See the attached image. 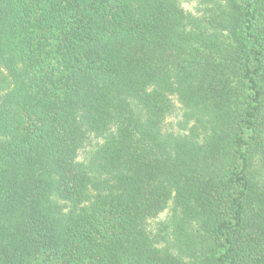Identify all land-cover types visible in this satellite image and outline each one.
Masks as SVG:
<instances>
[{
  "label": "trees",
  "instance_id": "trees-1",
  "mask_svg": "<svg viewBox=\"0 0 264 264\" xmlns=\"http://www.w3.org/2000/svg\"><path fill=\"white\" fill-rule=\"evenodd\" d=\"M183 1L0 0V264H264V0Z\"/></svg>",
  "mask_w": 264,
  "mask_h": 264
},
{
  "label": "rangeland",
  "instance_id": "rangeland-1",
  "mask_svg": "<svg viewBox=\"0 0 264 264\" xmlns=\"http://www.w3.org/2000/svg\"><path fill=\"white\" fill-rule=\"evenodd\" d=\"M195 1L194 0H185L183 1V4L185 5V7L192 9L193 5H194ZM164 216V214H162V217Z\"/></svg>",
  "mask_w": 264,
  "mask_h": 264
}]
</instances>
